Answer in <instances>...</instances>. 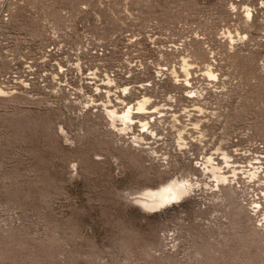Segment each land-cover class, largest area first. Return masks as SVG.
Instances as JSON below:
<instances>
[{
    "label": "rangeland",
    "instance_id": "obj_1",
    "mask_svg": "<svg viewBox=\"0 0 264 264\" xmlns=\"http://www.w3.org/2000/svg\"><path fill=\"white\" fill-rule=\"evenodd\" d=\"M262 1L0 0V77L51 54V59L74 61L78 48L88 61L86 68L99 59L91 57L94 46L105 45L114 54L101 62L145 67V73L132 74L130 81L158 83L156 100L162 105L169 94L183 92L165 75L159 81L161 66L178 65L179 53L185 54L195 37L205 38V48L215 49L223 73L217 85L200 70L193 79L203 94L198 99L201 117L212 137L207 151L216 152L226 132L233 149L264 146ZM246 5L254 9L250 27L241 20ZM225 30L235 36L232 53L222 44L229 41ZM175 44L184 50L179 52ZM70 71L75 81L76 70ZM47 83L22 90L0 84L7 91L0 94V264H196V249L203 246L219 250L220 264H264V232L257 241L248 237L260 224L250 211L251 219H237L223 192L212 194L206 187L210 178L205 174L198 175L202 187L180 201L143 209L128 193L160 182L148 171V155L133 149L134 156H126L127 144L122 146L124 141L110 131L108 120L98 112L83 113L87 95L81 100L73 88ZM188 100L185 105L192 104ZM197 148V156L205 152ZM180 159L169 178L181 177L188 168L183 155ZM242 195L245 205L252 195Z\"/></svg>",
    "mask_w": 264,
    "mask_h": 264
},
{
    "label": "bare ground",
    "instance_id": "obj_2",
    "mask_svg": "<svg viewBox=\"0 0 264 264\" xmlns=\"http://www.w3.org/2000/svg\"><path fill=\"white\" fill-rule=\"evenodd\" d=\"M262 3H264V0ZM234 8H236V6H234ZM245 10V15L241 17V20L243 21L242 24L245 23L246 27H250L251 22L249 23V21L254 20V9L252 6L246 5ZM239 31L238 36H242V32L240 33ZM224 33L225 37L227 39L229 38V41L226 43L222 42V44L224 46L227 45V49L231 50L234 47L235 36L230 30H225ZM35 35L41 34L40 32L35 31ZM201 39L203 38L195 37L194 40H192L191 45L186 47V53L183 55L182 53H179L178 65L175 64L170 67H162V65L158 71L160 76L159 81L166 77L173 83L174 88H177V90L179 89L180 91L182 90L181 92H183V96L176 95L178 91L176 94H167L168 97L165 99V101H167L165 104L161 105V103L156 100V97L158 96L156 95V85L158 83L155 85L154 82L147 83V81L146 83H142V81H139L136 83V81H134L137 85H130L134 83L130 81L131 77H134L132 74H137L139 76L141 73L143 74L146 72L145 67H139V69L134 68L137 64L129 63V66L125 67V73L128 75L127 77L123 75V71L121 72L120 70L121 68L114 71L111 68H105L103 71L104 76L101 78V82H103L105 86H100L96 79H92L94 76L87 78V73L85 74L83 69V65L87 60H84L83 57H81L80 48L77 49V61L74 65V69L79 73L81 82L76 83L75 85L67 80L66 84L70 85L68 88H73V90L79 94L77 98L83 97L82 95H87V102H85V104L87 103V107L83 113L98 112V115H101L108 120L110 125L109 129L114 133V136H118V138L124 141L125 144L122 146H125L126 144L129 145H126V156H134L133 149H137L139 153H145L148 155V158H150L151 166L148 167V171L156 173V175L161 178L160 182L155 186H144L128 193L133 194V196H130H132V199L143 209L149 211L158 210L162 206L180 201L185 195L192 193L191 191L201 185L198 175L205 174L210 178L208 182H205L206 187L208 185L212 194H219V191L223 192L229 202L233 205L235 209L234 216L237 219L242 216L249 217L248 212L250 211V214L252 212L250 217L258 223L257 225L260 224L259 226L261 228L258 229V226L256 228L255 225L254 228L257 230L252 229L253 231L249 233L250 235H248V237L250 236L249 239L252 238L251 240L257 241L260 240L259 234H261V231L264 232V146H259L257 144L252 148L238 146L233 149V144L229 145L230 134L226 132L223 134L224 136L222 135L221 143L215 148L216 152L207 151V149L211 147H208V145L211 144L212 137L208 133L209 130L206 125L208 122L204 124L205 120L203 118L205 116L203 118L201 117L203 116L204 110L201 103L199 105L198 99L200 98L199 96L203 94L201 89L196 86L193 79L196 77L195 75H198L197 70H200L202 71L200 74H203L205 77L207 76L213 85H217L222 82L223 73L219 67L220 64H216L217 57L215 58V49L212 50L213 48L211 47L206 49L204 43L206 44L207 41L205 38L202 41ZM174 46H176V44ZM176 49L179 52L181 49L184 50V48L179 45L176 46ZM232 52L234 51L231 50V53ZM231 53L230 55L232 57H230L232 59L233 55ZM113 54L114 52L109 56H112ZM226 54H228V52H226ZM234 55L236 58L238 57L235 53ZM91 57L93 59H101L100 56L95 54H92ZM57 63L59 64V68L63 69V65L59 62ZM158 64L159 66L161 65L160 63ZM108 70H110L111 74L108 73ZM66 74L67 73H65V75ZM88 74L96 75V69H91ZM54 75H57V73ZM164 75L165 77H163ZM251 79H257V83L261 84L262 80L260 78L253 75ZM111 85H114L116 89H113ZM6 92L7 91L0 87V94ZM186 99L191 100L192 104L185 105V102L183 101H186ZM196 100H198V102ZM78 101L73 100V103ZM174 105L183 106L184 110L182 108V112H180V110H174V108H176ZM189 106H192V108H189ZM211 114H215V112H211ZM217 116L213 115V118H218ZM262 126L263 124L259 125V128H263ZM170 133H172V135L174 134V137L170 138L172 139L173 144H171L172 142L170 143L171 140L168 137V134ZM234 145H240V143ZM198 146H202L205 151L201 153V149L199 150L201 160L199 158L200 155L197 156L193 152ZM198 149L199 148H197V150ZM216 153L217 155H215ZM181 155H183L184 163L186 162V167L188 166V168L184 170L181 177L173 175L169 178L170 176L168 175L172 173L171 171H173L172 169L174 168H171V166L177 164V167H179L181 164V159L178 160V156L181 158ZM174 160L176 161L175 163ZM165 175H167V177L163 178ZM205 177L203 181L206 180ZM243 193L252 195V198L250 197L246 199L245 197L247 200L245 205L241 199L246 196L242 195ZM236 221L234 222L235 224H237ZM260 236H262V239L264 238V234H261ZM248 237L246 235V238ZM203 247L196 249L195 256L193 257L196 262H193L196 264H220L219 257L215 255L216 251L219 250H216L214 246ZM262 263L263 261L260 264Z\"/></svg>",
    "mask_w": 264,
    "mask_h": 264
},
{
    "label": "built area",
    "instance_id": "obj_3",
    "mask_svg": "<svg viewBox=\"0 0 264 264\" xmlns=\"http://www.w3.org/2000/svg\"><path fill=\"white\" fill-rule=\"evenodd\" d=\"M104 46L105 45H96V46H94L95 49L93 51H91L92 54L100 56L101 59H98V61H96L92 64H87L86 68L83 65V69L85 70V73H87V76H88L87 78L94 76V77H92V79H96L100 86H105V84L103 82H101V78H102V76H104L103 71L105 68H111L114 71V70H118L119 66L122 67V65H123V64L106 65L104 63V61L101 62V60L106 55H110L113 52V51L111 52L110 49H106ZM74 52H75V49H74L73 53ZM58 53L60 54L63 52L61 51ZM87 56H88V54H87ZM51 57H54V56H52V54H51L49 56V58H47V59L42 58V60L39 62H34L31 60H28L27 63L23 65V68L21 71H19V69H17L16 67H14L13 69L10 70V71H12L10 77H9V75H6V74H4L0 77V84L5 88L7 87V88H9V89L11 88L13 90H16V89L22 90V89H31L37 83L40 84V86H46L48 84L47 81H50L49 84L55 85V88H58V89H62V88H64V86L66 88L68 86H70V85L66 84L67 80L72 82V83H80L81 82V80L78 78L79 73H77V71H76V80L75 81L72 80L71 71H70V75H69V69H74V65L77 61L76 60V54H75V58H74L75 60L74 61H66L64 56H58L55 59H51ZM107 58L112 59L110 56H107ZM57 62H59L63 65V69L59 68V64ZM87 62H85L84 64H86ZM90 67H92V68H90ZM91 69H93V70L96 69V75L88 74V72L91 71ZM74 70H76V69H74ZM122 70H125V68H122ZM53 72L57 73L56 77H53ZM65 73H67V74L65 75ZM122 73H123V75H125V77L128 76V75H126V73H124V72H122ZM59 75H60V78H59ZM60 79H62L61 82L59 81ZM111 87L113 89H116L114 85H111Z\"/></svg>",
    "mask_w": 264,
    "mask_h": 264
}]
</instances>
